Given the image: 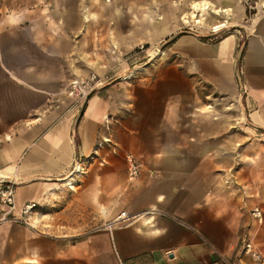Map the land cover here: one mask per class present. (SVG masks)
Returning a JSON list of instances; mask_svg holds the SVG:
<instances>
[{
    "label": "crops",
    "instance_id": "crops-1",
    "mask_svg": "<svg viewBox=\"0 0 264 264\" xmlns=\"http://www.w3.org/2000/svg\"><path fill=\"white\" fill-rule=\"evenodd\" d=\"M204 1L238 25L236 0H192L191 17ZM79 3L0 0V178L15 185L0 264H225L246 230L264 253V11L243 34L179 35L149 76L105 82L83 105L66 90Z\"/></svg>",
    "mask_w": 264,
    "mask_h": 264
},
{
    "label": "rangeland",
    "instance_id": "rangeland-1",
    "mask_svg": "<svg viewBox=\"0 0 264 264\" xmlns=\"http://www.w3.org/2000/svg\"><path fill=\"white\" fill-rule=\"evenodd\" d=\"M191 1L80 0L82 22L77 16L68 20V24L76 27L69 40L77 52L67 58L72 70L66 87L70 80H87L91 74L112 84L147 77L155 65L168 59L170 44L165 43L169 37L177 33L197 34L216 40L228 32L243 34L250 18L264 11L259 0H236L240 9L233 11L240 16L238 25L215 32L190 16ZM208 1L220 7L225 0ZM229 1L234 7L235 0ZM206 16L204 13L203 17ZM158 52L164 55L152 61ZM82 166L84 174L88 166L85 163Z\"/></svg>",
    "mask_w": 264,
    "mask_h": 264
},
{
    "label": "built area",
    "instance_id": "built-area-1",
    "mask_svg": "<svg viewBox=\"0 0 264 264\" xmlns=\"http://www.w3.org/2000/svg\"><path fill=\"white\" fill-rule=\"evenodd\" d=\"M104 86V81L99 79L95 74H91L88 76L87 80H79V79H72L68 83L66 87L67 93L72 97H75L78 101L83 102L87 96L91 94V92L101 88ZM110 141V138H105L104 142ZM126 160V169H127V178L128 180H134L139 172H140V164L137 158L128 153L125 155ZM81 166V171L78 173L83 172V166L79 162H75L73 170L77 168V165ZM5 178H0V202L1 204L6 207L5 212H10L15 207L14 202V182L9 180H4ZM34 204L25 205L22 208V213L27 214ZM252 217L255 218L257 223L262 222V211L255 207L252 212ZM130 215H128L125 211L120 212L114 219L115 223H121L125 220H129ZM23 224L27 225V221L23 220ZM109 226H112L113 223H108ZM244 257L249 258V262L246 263L243 261ZM225 264H264V253L255 243L251 233L249 231H244L241 237V245L239 247V253L237 255L236 260H229L226 259Z\"/></svg>",
    "mask_w": 264,
    "mask_h": 264
},
{
    "label": "bare ground",
    "instance_id": "bare-ground-1",
    "mask_svg": "<svg viewBox=\"0 0 264 264\" xmlns=\"http://www.w3.org/2000/svg\"><path fill=\"white\" fill-rule=\"evenodd\" d=\"M193 7H194V9H196V13L198 14L197 17L196 16L194 17V21L197 23L200 22V18L202 17V12H210L211 14H216V15L222 14V15H224V21H222L221 23H219L213 27L212 30L215 32H216V30L221 29V27H227L228 25L231 24L229 9H227V8L226 9H215V8L209 6V4L205 1L202 3H199V4L194 3ZM262 7H264V6H262ZM187 21L188 20H185V22H187ZM231 26H237V25H231ZM158 54H159V52H158ZM154 57H156V56H154Z\"/></svg>",
    "mask_w": 264,
    "mask_h": 264
},
{
    "label": "water",
    "instance_id": "water-1",
    "mask_svg": "<svg viewBox=\"0 0 264 264\" xmlns=\"http://www.w3.org/2000/svg\"><path fill=\"white\" fill-rule=\"evenodd\" d=\"M179 35H181V34H180V33H177V34H175V35L169 37V38L166 40V43H165V44L169 43L173 38L178 37ZM193 35H195V34H193ZM198 36H200V35H198ZM241 51H242V47H241V49H240V52H241ZM238 79H239V81H240L239 75H238ZM87 99H88V96H87V97L85 98V100L83 101V105H84V102H86ZM83 105H82V106H83Z\"/></svg>",
    "mask_w": 264,
    "mask_h": 264
},
{
    "label": "trees",
    "instance_id": "trees-1",
    "mask_svg": "<svg viewBox=\"0 0 264 264\" xmlns=\"http://www.w3.org/2000/svg\"><path fill=\"white\" fill-rule=\"evenodd\" d=\"M177 37L173 38L168 44H172L175 40H176Z\"/></svg>",
    "mask_w": 264,
    "mask_h": 264
}]
</instances>
